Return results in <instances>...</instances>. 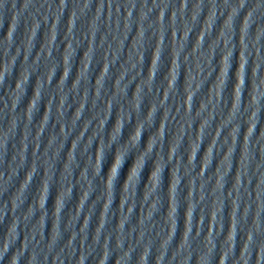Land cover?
<instances>
[{
    "label": "water",
    "instance_id": "water-1",
    "mask_svg": "<svg viewBox=\"0 0 264 264\" xmlns=\"http://www.w3.org/2000/svg\"><path fill=\"white\" fill-rule=\"evenodd\" d=\"M0 264H264V0H0Z\"/></svg>",
    "mask_w": 264,
    "mask_h": 264
}]
</instances>
